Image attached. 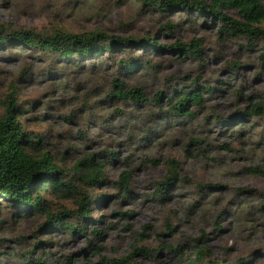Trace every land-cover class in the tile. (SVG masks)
Here are the masks:
<instances>
[{
	"label": "rangeland",
	"instance_id": "obj_1",
	"mask_svg": "<svg viewBox=\"0 0 264 264\" xmlns=\"http://www.w3.org/2000/svg\"><path fill=\"white\" fill-rule=\"evenodd\" d=\"M0 24L5 33L101 31L150 36L161 45L201 39L198 58L133 44L93 59L59 60L35 48L0 44V116L15 85L23 131L41 137L38 152L52 156L64 181L107 196L91 203L94 224L81 234L55 228L57 221L47 222L43 210L27 213L0 198V264H35L37 258L42 264H103L100 256L119 258L133 247L148 250L133 255L137 264H190L199 247L207 250L204 264H264V118L234 120L252 103L264 107L263 38L226 35L210 16L178 8L162 12L143 0H0ZM121 58L148 66L127 71ZM116 77L127 88L141 87L146 103L109 97ZM196 79L213 89L193 117L165 112V96L162 108L155 102L159 91ZM92 153L108 161L107 180L94 188L75 177L78 162ZM170 158L179 170L161 193ZM253 167L260 172H250ZM124 170L130 172V193L122 197L115 182ZM71 196L46 192L41 207L66 220L62 213L77 209L81 197Z\"/></svg>",
	"mask_w": 264,
	"mask_h": 264
},
{
	"label": "trees",
	"instance_id": "obj_2",
	"mask_svg": "<svg viewBox=\"0 0 264 264\" xmlns=\"http://www.w3.org/2000/svg\"><path fill=\"white\" fill-rule=\"evenodd\" d=\"M144 4L157 8L159 11H171L174 8L186 10L190 15L198 17H211L213 22L220 23L219 30H223L226 35H245L249 40L255 37L264 39V2L263 0H143ZM232 10L239 16V20L230 17L226 11ZM169 27H172L169 25ZM201 39L195 38L190 42H181L176 40L168 45L159 44L154 37H144L136 39L134 37H123L107 34L101 31L74 33L64 30H57L51 34L41 35L31 30H12L5 33L4 26L0 24V44L14 43L19 46L30 47L40 50L43 53H51L59 60H88L103 56L106 52H113L116 49L128 48L130 45H138L142 51L152 50L153 52L170 51L184 54V57H200ZM139 59L119 60L120 66L127 71H133L137 67L147 64ZM114 89L109 93V97L132 99L137 106L145 104L147 97L143 89L138 86L127 88L124 81L119 78L113 79ZM188 87L169 88L165 94L159 91L154 98L160 108L163 104L166 107L165 112L171 116L193 117L194 109H201L205 103L204 93H210L212 87L201 85L196 81L190 83ZM17 88L10 85V92L3 102V114L0 116V198L7 200L12 207L23 209L28 212H37L43 210L49 220L57 221L55 228H62L69 233H83L88 226H93L94 220L91 217L92 202H103L106 199L105 194H88L81 190L78 183L64 181V172L53 162L52 156L47 152H38V147L42 145L41 137L30 135L23 131L21 125L22 109L17 102ZM259 115L264 118V107L260 102L250 104L249 111H244L234 120H242L243 116ZM233 120V121H234ZM31 149L33 151H29ZM110 159L116 154L115 151L108 153ZM108 161L96 160L95 154H90L78 162L82 166L75 177L82 184L94 188L107 180L104 170V163ZM169 169L165 179L160 183L161 193L168 189L173 180L176 179L179 163L173 159H168ZM252 173H259L258 168H249ZM130 172L124 170L120 173L119 179L115 182L122 197L130 193L129 189ZM51 192L56 195L71 196L81 195L77 200L78 208L67 210L63 215H67L66 220H60L58 215L50 213L49 209L41 207L45 204V194ZM167 193V191H166ZM163 196V195H162ZM72 197V196H71ZM70 213V214H69ZM125 214V213H123ZM71 218V219H69ZM82 218L89 221L88 225L80 222H74V219ZM80 223V224H79ZM169 231L172 228H168ZM92 234L95 237H101V231L92 227ZM143 233H141L142 235ZM198 240V239H197ZM91 243V241H89ZM95 252H98L100 246L91 244ZM169 250H173L168 246ZM179 250V248H178ZM137 252L148 253L147 249L133 247V251L119 258H108L100 256L103 264H137L133 255ZM207 254L205 248L199 247L195 251V257L191 259L190 264H204V257ZM35 264H42L40 258L33 261ZM239 264H244L241 259ZM217 264V263H209ZM246 264V263H245Z\"/></svg>",
	"mask_w": 264,
	"mask_h": 264
}]
</instances>
